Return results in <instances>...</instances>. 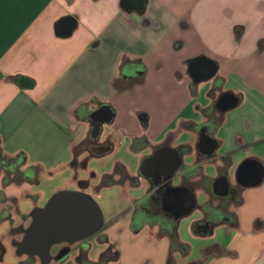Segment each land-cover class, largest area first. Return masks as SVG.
<instances>
[{
    "label": "crops",
    "instance_id": "1",
    "mask_svg": "<svg viewBox=\"0 0 264 264\" xmlns=\"http://www.w3.org/2000/svg\"><path fill=\"white\" fill-rule=\"evenodd\" d=\"M70 18L77 25L63 35L59 25ZM200 56L217 71L198 83L190 64ZM127 67L141 71L126 75ZM25 79L31 86L21 84ZM115 80L131 86L117 89ZM226 95L235 103L221 106ZM103 104L114 111L110 124L124 139L122 147L100 155L80 152L91 130L88 113ZM203 131L219 142L212 158L198 146ZM163 146L183 156L171 184H192L198 199L178 231L189 217L193 236L223 232L228 238L202 245L203 258L195 262L264 264V0H0V225L8 224L0 230V264L42 263L17 252L40 206L34 193L40 174L70 171L76 189L96 196L103 180L119 178L116 168L135 175ZM85 156L104 163L92 169L91 179L83 178ZM257 172L260 181L244 178ZM223 176L246 180L236 200L218 199L215 185ZM148 189L147 183L144 194ZM141 196H128V205ZM220 201L235 219L203 230L204 212ZM28 202L32 210L24 207ZM131 220L125 214L103 233L121 249L115 263L168 264L167 226L175 221L135 231ZM124 232L148 239L126 246Z\"/></svg>",
    "mask_w": 264,
    "mask_h": 264
},
{
    "label": "water",
    "instance_id": "2",
    "mask_svg": "<svg viewBox=\"0 0 264 264\" xmlns=\"http://www.w3.org/2000/svg\"><path fill=\"white\" fill-rule=\"evenodd\" d=\"M77 21L74 18L65 20L59 25V32L63 35L70 34L76 27ZM139 67H127L124 70L126 75H135L139 73ZM217 71V67L212 60L200 56L190 64V72L195 82H201L212 78ZM30 80H23L21 84L31 86ZM229 99L222 101L220 105L227 106L235 103V99L229 95ZM88 121L91 125V130L85 141L91 140L96 145H99L98 152L91 154H104L113 149L114 144L108 141L101 142L103 126L105 123H110L114 117V111L108 104L101 105L98 109L88 113ZM143 114L141 118H143ZM106 144H109L107 146ZM219 142L203 131L199 140V148L201 152L212 158ZM165 152V151H164ZM165 154L164 171L168 175L170 181L174 179L176 173L183 166V156L173 150L167 149ZM254 176L244 174L246 180L260 181V172ZM216 186L221 188V193H227L229 188V178L227 176L220 177ZM166 200L169 205L175 208L178 213H191L195 210L198 199L194 192L187 186H180L177 189H171L166 194ZM203 207L200 205V208ZM202 209V208H201ZM104 211L100 204L95 199V196L84 190H69L63 189L57 191L44 206H37L33 209L32 222L24 231L22 239L18 243L17 252L20 255L26 254L29 257H39L44 264H50L54 258L52 254L53 246L60 243H76L83 241L99 232L105 225ZM63 253L62 255H64ZM87 264H95L88 262ZM189 264H198L191 262Z\"/></svg>",
    "mask_w": 264,
    "mask_h": 264
},
{
    "label": "rangeland",
    "instance_id": "3",
    "mask_svg": "<svg viewBox=\"0 0 264 264\" xmlns=\"http://www.w3.org/2000/svg\"><path fill=\"white\" fill-rule=\"evenodd\" d=\"M108 139L112 144L117 146V151L121 149L122 143L119 134L117 131L111 126L110 123H105L102 131V135L100 137L101 142ZM116 155V153L110 154V157ZM126 156V154H124ZM89 156H85L82 160V166L83 169V178H92V169L96 168L101 170V168L104 166L103 162H96L92 158V161H90ZM127 158H130L133 162V166L135 167L138 163V161L132 156V154H129ZM135 164V165H134ZM140 166L139 163L137 167ZM70 171L59 173V174H40L38 179L35 182V188L34 193L40 194L41 197L39 199L40 206L46 205L48 200L59 190L63 189H69V190H77L78 184L71 183L68 180ZM178 182V180H176ZM146 180L142 182L141 185L133 187V189L128 190L127 186H119V185H112L108 188H105L103 186H97L94 189L95 192V199L100 204L102 210L104 211V217H105V223H107L109 220H111V217L114 218L117 215H121V217L124 216V211L128 209V196H140L143 195L146 192ZM100 194V195H99ZM39 206V205H38ZM25 208H30L32 210L34 208V205H31V203H24ZM188 221H190V218H184L182 219V227L181 230L178 231L181 234V241L186 242L189 246V250H182V249H172V251L169 253V256L172 255L174 258V262L172 264H175L176 261H179V264H189L191 262L199 261L203 258V252H202V245L212 243L215 239H219L226 243L228 241L227 235L223 232H219L215 237L213 238H201L193 236L191 233L190 226L188 225ZM28 223V222H27ZM26 223V224H27ZM7 224L6 223L0 225V230L5 228ZM8 225V224H7ZM117 232L120 233L124 229L123 224L118 226ZM21 228H19V231ZM106 230V229H105ZM105 230L102 232L104 233ZM107 234V233H105ZM11 236L9 233L6 234ZM145 235V234H144ZM142 235L141 237H138L137 239H134L133 234H130L129 232H124L121 235L122 241L128 245L134 244L133 242L137 240V243H144L147 241L148 236ZM107 236V235H106ZM103 235L101 233H98L91 237H89L83 245L84 250L87 252L88 257L92 259L93 261L101 262V259L104 255V253L110 248L112 249V252H116L115 250H119L120 257L117 260V258L110 257L109 259H105L102 261L101 264H116V261H119L121 258V249L118 246L117 242L112 241L108 236V240L104 241L102 239ZM4 243L10 244L11 241L8 239L3 240ZM79 254V251H74L71 255H69L70 258L65 259L64 261L58 262L54 261L51 264H74L76 255ZM168 256V258H169ZM42 264V263H41ZM170 264V263H168Z\"/></svg>",
    "mask_w": 264,
    "mask_h": 264
},
{
    "label": "flooded vegetation",
    "instance_id": "4",
    "mask_svg": "<svg viewBox=\"0 0 264 264\" xmlns=\"http://www.w3.org/2000/svg\"><path fill=\"white\" fill-rule=\"evenodd\" d=\"M229 95L223 97L221 102L229 99ZM104 127V126H103ZM211 135V133H208ZM212 136V135H211ZM109 146V144H106ZM91 150L92 153L98 152L99 145H96L93 141L87 140L80 147V152L82 150ZM167 149H171L168 146H163L161 149L153 156L148 157L138 168L137 173L135 175L129 174V172L125 169H115V173L119 175L118 179L110 178L108 180H103L102 184H117L119 186H127L126 183L129 181L131 188L139 186L142 184L143 180L149 184L148 192L141 197H138L132 206H128L124 212L126 214H132L131 226L135 231H139L145 225H158L159 222H166L169 218L173 221L176 220V217L181 214L178 211L169 205V202L166 200V194L171 190L169 185L171 183L170 178L164 171L167 170L164 164L160 163V158H165V152ZM165 151V152H164ZM206 156H208L206 154ZM246 181L244 178H241L239 182L233 183L229 179V188L227 193H221V188L215 185V192L220 195L218 199L221 198L222 195L228 196L230 199L236 200L241 196L243 191V182ZM192 191L194 190V186L192 184L186 185ZM83 188L88 187V183H82ZM198 204H196V207ZM227 203L225 201H220L217 203L215 207H213L210 211L204 212L203 219L199 222V226L205 230H212L217 225L224 223L229 220H234L231 214L227 212ZM162 227V226H161ZM104 228V227H103ZM102 228V229H103ZM102 229L97 232L103 235L102 239L104 241L108 240V237L104 235ZM88 239V238H87ZM83 240L76 243H60L52 248V254L54 256L52 262L54 261H64L69 258L74 251L78 250L79 254L76 255L75 264H87L88 262H93L95 264H101L105 259H109L112 257L113 252H105L101 262H95L88 257L87 252L84 250L83 245L87 240ZM65 253L64 255H62ZM34 258V257H30ZM51 262V263H52ZM50 263V264H51Z\"/></svg>",
    "mask_w": 264,
    "mask_h": 264
},
{
    "label": "trees",
    "instance_id": "5",
    "mask_svg": "<svg viewBox=\"0 0 264 264\" xmlns=\"http://www.w3.org/2000/svg\"><path fill=\"white\" fill-rule=\"evenodd\" d=\"M128 86H131V85H126L124 83L120 84V82L118 80H115V87L117 89H123V88L128 87ZM8 163H9V161L6 163V165L10 166ZM169 187H170V189H175V188L177 189L179 186H174V185H172L170 183ZM123 214L125 215L126 213L124 212ZM187 214L188 213L179 214L176 217L174 225L167 226L169 229L166 228V229H168V234H169V236L171 238V251L174 248L182 249L184 251L190 249V246L187 243L182 242L180 240V236H179V232H178V223H179L180 219L183 216L187 215ZM120 217H121V215L119 214V215L115 216L114 218H112L111 220H109L107 223H105L104 228L102 229V231H104L110 224L112 225V223L115 222ZM166 224L167 223H165L164 225H166ZM115 251L116 252H113L112 258H117V260H118L119 257H120V252H119V250H115ZM106 252H112V249L109 248ZM173 262H174V258H173L172 255H170L169 258H168V263L172 264Z\"/></svg>",
    "mask_w": 264,
    "mask_h": 264
}]
</instances>
